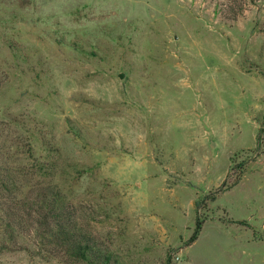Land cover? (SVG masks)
Instances as JSON below:
<instances>
[{"label": "rangeland", "instance_id": "1", "mask_svg": "<svg viewBox=\"0 0 264 264\" xmlns=\"http://www.w3.org/2000/svg\"><path fill=\"white\" fill-rule=\"evenodd\" d=\"M0 76V264H83L37 186L108 264H264V0H0Z\"/></svg>", "mask_w": 264, "mask_h": 264}, {"label": "trees", "instance_id": "2", "mask_svg": "<svg viewBox=\"0 0 264 264\" xmlns=\"http://www.w3.org/2000/svg\"><path fill=\"white\" fill-rule=\"evenodd\" d=\"M262 131L263 129H260L259 132ZM5 182L6 180L1 172L0 187L5 186ZM34 191L36 193L31 201L20 205L25 209L30 208V210H27L28 218L31 215L35 216L32 217L34 221L31 225L34 241H38L40 245L51 246L56 253L62 254L69 262H81L83 264L109 263L110 256L105 253L103 248L99 247L97 240L78 226L74 219V210L63 199L60 191L50 186H37ZM0 196H3L1 188ZM201 202H195L196 208ZM203 223L204 219L198 215L193 232L185 242V246H189L197 240ZM239 224H242V222H239ZM12 226L10 221L6 223V228L14 229Z\"/></svg>", "mask_w": 264, "mask_h": 264}, {"label": "water", "instance_id": "3", "mask_svg": "<svg viewBox=\"0 0 264 264\" xmlns=\"http://www.w3.org/2000/svg\"><path fill=\"white\" fill-rule=\"evenodd\" d=\"M122 77H123V74H120V75H119V78H122Z\"/></svg>", "mask_w": 264, "mask_h": 264}]
</instances>
